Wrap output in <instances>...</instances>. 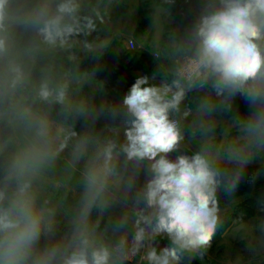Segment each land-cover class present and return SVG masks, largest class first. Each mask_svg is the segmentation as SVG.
I'll list each match as a JSON object with an SVG mask.
<instances>
[{"label":"clouds","instance_id":"clouds-1","mask_svg":"<svg viewBox=\"0 0 264 264\" xmlns=\"http://www.w3.org/2000/svg\"><path fill=\"white\" fill-rule=\"evenodd\" d=\"M81 12L82 0H0V264L202 259L222 224L218 192L232 196L264 152V0H201L172 38L170 79L139 76L114 108L77 98L88 77L75 65L41 63L76 61V37L96 29ZM193 91L205 93L192 132L203 142L190 155L181 105ZM233 109L238 138L218 142L211 117ZM61 159L57 186L79 188L63 228V201L44 196Z\"/></svg>","mask_w":264,"mask_h":264},{"label":"rangeland","instance_id":"rangeland-1","mask_svg":"<svg viewBox=\"0 0 264 264\" xmlns=\"http://www.w3.org/2000/svg\"><path fill=\"white\" fill-rule=\"evenodd\" d=\"M200 5L201 0H82V11L86 10L87 15L93 17L96 29L91 33L90 39L76 37L78 43L71 52L91 53L125 48L131 56L125 72L112 79L96 78L76 68L79 73L88 77L77 93V98L84 96L98 108H114L119 105L139 76L155 75L156 79L150 80L155 84H159L166 76L170 79L169 68L173 61L169 52L172 38H179L184 34L197 17ZM85 39L94 45L91 52L84 50L80 43ZM130 39L135 42L134 48L128 46ZM68 55L69 52L51 54L41 63L53 62L57 70L72 67L75 64L68 61ZM201 97L198 94H187L181 105L182 110L191 109L182 121L185 140L181 145V150L190 155L199 150L203 142L199 134L195 136L192 134L197 118L195 108ZM236 119L235 109L230 112L220 110L211 117L216 141L233 142L238 138ZM108 123L111 122L101 118L96 128L99 130ZM251 166L264 167V152L257 155ZM65 175L64 160L61 159L44 190V196L50 197L54 203L63 201L59 211L61 228L66 225L68 214L79 195V188L74 179L65 188L57 186V181ZM218 198L222 218L218 231L224 232V228L228 227L227 219H230L232 228L223 235L216 234L211 248L203 258L195 260L202 264L264 262V177L257 178V183L251 191L238 186L232 196L220 191ZM107 219V216L101 219V226ZM158 240L160 243L163 239ZM138 260V257L130 258L129 264H136Z\"/></svg>","mask_w":264,"mask_h":264},{"label":"trees","instance_id":"trees-1","mask_svg":"<svg viewBox=\"0 0 264 264\" xmlns=\"http://www.w3.org/2000/svg\"><path fill=\"white\" fill-rule=\"evenodd\" d=\"M82 15H87L86 10L81 12ZM81 37V36H79ZM87 38H91V34L87 36ZM76 61L73 62L77 67L78 71L85 72L96 78H116L122 75L128 64L129 58L131 56L130 52H128L125 48H115V49H106L99 52H77ZM199 96H203L204 92L194 91ZM240 110H247V105L243 100H238ZM236 112V109H235ZM260 172L259 178L264 177V167L259 166H249L245 171V177L243 181L240 183V187H242L246 191H251L255 184L257 183V178L253 182V177L257 172ZM167 240L163 239L159 243V247H163L167 244ZM184 264H188V261H185ZM191 264H202L197 260H192ZM261 264H264L262 262Z\"/></svg>","mask_w":264,"mask_h":264},{"label":"crops","instance_id":"crops-1","mask_svg":"<svg viewBox=\"0 0 264 264\" xmlns=\"http://www.w3.org/2000/svg\"><path fill=\"white\" fill-rule=\"evenodd\" d=\"M188 94H191V95H195L196 93L193 91V92H189ZM229 220V221H228ZM226 222H228V227L227 228H224V232H222V231H218L217 232V234L219 233V236L220 235H223L224 233H226V232H228L231 228H232V223H231V221H230V219H227V221ZM136 264H138V263H136Z\"/></svg>","mask_w":264,"mask_h":264},{"label":"built area","instance_id":"built-area-1","mask_svg":"<svg viewBox=\"0 0 264 264\" xmlns=\"http://www.w3.org/2000/svg\"><path fill=\"white\" fill-rule=\"evenodd\" d=\"M128 46L134 48V47H135V42H134L132 39H130V40L128 41Z\"/></svg>","mask_w":264,"mask_h":264}]
</instances>
